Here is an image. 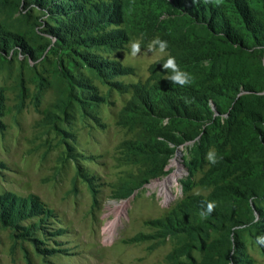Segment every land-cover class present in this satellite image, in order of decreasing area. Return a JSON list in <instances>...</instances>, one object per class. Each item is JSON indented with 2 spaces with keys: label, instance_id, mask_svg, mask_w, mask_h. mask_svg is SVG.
<instances>
[{
  "label": "rangeland",
  "instance_id": "obj_1",
  "mask_svg": "<svg viewBox=\"0 0 264 264\" xmlns=\"http://www.w3.org/2000/svg\"><path fill=\"white\" fill-rule=\"evenodd\" d=\"M174 1L0 0V264H264V151L225 90L168 80L170 56L221 77L181 67Z\"/></svg>",
  "mask_w": 264,
  "mask_h": 264
},
{
  "label": "trees",
  "instance_id": "obj_2",
  "mask_svg": "<svg viewBox=\"0 0 264 264\" xmlns=\"http://www.w3.org/2000/svg\"><path fill=\"white\" fill-rule=\"evenodd\" d=\"M172 7L175 8L172 18H181L180 23L173 24L178 28L175 40L186 45L184 51L190 59L181 67L199 66L207 62L209 68L205 73L221 75L211 77L210 85L206 84L205 79H192L190 84L183 86L185 96L195 104L207 107L206 92L214 94L218 90H225L232 105L229 113H242L239 119L251 128L250 136L264 151V68L261 66L264 58V0H220L219 3L217 0H175ZM252 60L257 65L256 72L260 79L250 77L246 69L245 63ZM225 63L227 67L222 65ZM224 80L228 81L227 85L222 83ZM239 87L244 92L242 96H237ZM254 103L259 105L260 111H251L249 115L243 113L244 107ZM256 118H260V121ZM187 119L183 117L177 121L180 124H197ZM210 120L204 118L202 124H212ZM198 132L192 130L191 134H187L180 131L179 140L170 142L180 144V140H190ZM207 133L203 141H206ZM222 190L220 188L218 192L222 194Z\"/></svg>",
  "mask_w": 264,
  "mask_h": 264
},
{
  "label": "clouds",
  "instance_id": "obj_3",
  "mask_svg": "<svg viewBox=\"0 0 264 264\" xmlns=\"http://www.w3.org/2000/svg\"><path fill=\"white\" fill-rule=\"evenodd\" d=\"M220 0H217V3H219ZM155 45H159V50L160 52H164L167 48V42L166 41H161L158 37L155 38L153 41H151L148 45V50L152 51L154 49ZM130 47H131V55L136 56L140 52V42L135 41V42H130ZM163 70H171L172 74L168 77V80L173 83V84H178L181 87L188 85L192 82V76L185 72L180 70L179 66L175 62L174 57H169L168 60L162 65ZM206 159L210 164H216L217 159H216V154L212 151H210ZM215 208V203L214 202H209L207 204L206 211H201L200 215L202 217H205L213 212ZM257 243L259 244H264V236H258L257 237Z\"/></svg>",
  "mask_w": 264,
  "mask_h": 264
},
{
  "label": "bare ground",
  "instance_id": "obj_4",
  "mask_svg": "<svg viewBox=\"0 0 264 264\" xmlns=\"http://www.w3.org/2000/svg\"><path fill=\"white\" fill-rule=\"evenodd\" d=\"M177 176H178V171H176L173 175H171L170 178H168L166 181L163 182V184H165V188L162 190V195H164L166 198H169V196H171V193L167 189L166 186L170 185L171 183H173L175 181V178H177ZM117 209H118L117 210L118 212H115L116 215H117L116 216V221H117L118 216L124 211V204H120L117 207ZM115 223L116 222H110V223L107 224V226H106V228L104 230L107 233L106 241L111 240Z\"/></svg>",
  "mask_w": 264,
  "mask_h": 264
},
{
  "label": "built area",
  "instance_id": "obj_5",
  "mask_svg": "<svg viewBox=\"0 0 264 264\" xmlns=\"http://www.w3.org/2000/svg\"><path fill=\"white\" fill-rule=\"evenodd\" d=\"M173 193L171 192V196H169V198H166L164 195H163V199L165 202H168L170 200V198L172 197Z\"/></svg>",
  "mask_w": 264,
  "mask_h": 264
}]
</instances>
